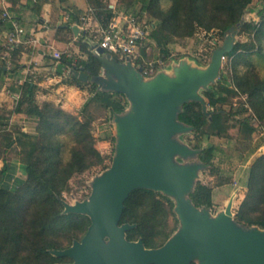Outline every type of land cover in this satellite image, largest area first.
Returning a JSON list of instances; mask_svg holds the SVG:
<instances>
[{
	"label": "trees",
	"instance_id": "1",
	"mask_svg": "<svg viewBox=\"0 0 264 264\" xmlns=\"http://www.w3.org/2000/svg\"><path fill=\"white\" fill-rule=\"evenodd\" d=\"M92 1L86 0L91 11L86 14L88 20L83 38L94 32V28L106 27L112 17L107 7L104 15L96 11L91 5ZM134 2L141 3L138 11L148 14L157 22L159 30L168 40L191 38L199 29L205 33L216 32L224 42L229 31H235L233 48L226 55L231 59L235 89L229 88L226 83L222 84L221 79H218L215 85L202 91L204 105L212 110L205 113L201 103L190 101L181 106L177 115L179 123L191 128V134L205 144L213 137H220L229 128L230 114L216 107L227 102L224 94L238 92L248 97L254 116L264 127V77L259 78L256 73L248 70L239 71L247 56L242 53L245 44L236 42L238 28L250 29L253 31V41L257 43V56L262 53L264 13H260L261 19L253 27L243 19L252 0H169L166 8L162 7L163 0H130L128 10L133 8L131 6ZM65 15L70 18L66 26L60 28L66 27L72 33L71 25L84 14L67 11ZM0 24L5 26L6 31L7 25L2 22ZM154 30L150 38L156 40L157 33ZM162 45L159 42V46ZM79 48L83 58L63 55L57 62L63 64L67 71L75 68L88 75V82H81L68 72L59 75L56 65L52 66L51 72L60 77L63 84L80 90L90 87L89 98L81 108L82 113L87 111L90 104L100 103L110 114H122L125 110L123 96L102 92L90 81L100 75L101 62L95 56L89 40L79 42ZM3 62L0 61V82L6 72ZM37 91L36 85L25 82L13 111L35 122L34 131L26 132L15 127V131L7 135L6 148L13 146L17 149L25 178L15 177V167L3 160L0 168V264L70 263L69 258L56 257L52 252L66 250L73 242H80L91 221L86 215L65 214L61 197L74 175L83 174L95 167L106 168L105 158L95 147L91 122L82 120L81 113L76 116L66 113L51 101H38ZM9 121L10 117L6 119L0 116V126L6 127ZM240 127L247 135L254 132L246 121L241 122ZM194 148L200 149L197 145ZM214 150L212 146L204 147L199 156L202 160H212ZM211 194L210 187L197 182L189 198L195 208L210 209ZM174 207V202L168 196L147 189L132 191L124 202L119 223L133 226L125 233V239L129 242L141 241L146 249L162 247L177 230L179 220ZM233 220L245 230L258 228L264 231V154L257 157L250 166L246 193Z\"/></svg>",
	"mask_w": 264,
	"mask_h": 264
},
{
	"label": "water",
	"instance_id": "2",
	"mask_svg": "<svg viewBox=\"0 0 264 264\" xmlns=\"http://www.w3.org/2000/svg\"><path fill=\"white\" fill-rule=\"evenodd\" d=\"M73 32L77 34L76 26ZM234 40L235 31L230 30L204 70L184 63L172 75L161 72L148 80L128 60L122 63L96 49L105 77L99 75L90 81L101 90L124 95L132 105V113L115 118L116 155L110 169L95 181L90 198L73 206L64 205L65 214L86 215L91 224L80 242L52 252L71 260L63 264H190L192 257H199L203 264H264V234L245 230L234 222L232 200L215 220L191 201H181L176 212L184 225L183 232L158 249H146L141 241H127L125 233L133 226L119 225L124 202L134 190L168 195L191 190L201 166L178 167L171 162L176 155L196 153L172 140L174 135L191 130L177 121V115L190 101L201 103L206 113L199 92L216 81L222 57L231 52ZM64 70L65 66L58 63L56 72L63 75ZM68 74L81 82L89 81L88 75L75 68Z\"/></svg>",
	"mask_w": 264,
	"mask_h": 264
},
{
	"label": "rangeland",
	"instance_id": "3",
	"mask_svg": "<svg viewBox=\"0 0 264 264\" xmlns=\"http://www.w3.org/2000/svg\"><path fill=\"white\" fill-rule=\"evenodd\" d=\"M97 1L98 3L96 0L92 1L91 5L95 7L96 11L102 13V15L105 14V7H108V5L116 4L117 8L122 11L134 10L137 12L141 8L140 2H134L131 6L133 8L128 10L130 0ZM168 5L169 0H163L162 7L166 8ZM261 12L264 13V0H252L243 19L253 27L260 21ZM143 20L148 24H155L156 28L154 31L157 33L155 35L156 40H149V45H151V47L149 46L150 49H148L145 56L150 60L163 58L167 64V68H169L166 72L168 75H172L173 70L184 63L189 64L192 68L204 70L211 62L213 50L217 47L220 48L224 43L223 39L216 32L205 33L199 29L191 38L168 40L163 36L161 30H159L157 22L152 20L148 14L145 13ZM99 28H102V26L94 28V30L97 31ZM95 31L88 35V40L91 44L96 43L99 39V34ZM237 31L236 42L245 44V47L242 48V53L247 56L242 61L239 71L245 72L248 70L256 73L259 78L264 77V44L261 46V55L257 56L256 53L258 49L256 46L257 43L253 41V31L245 28H238ZM152 33L153 30L151 31V34ZM158 41L164 45L159 46ZM161 49L165 51L163 52ZM230 60V57L225 56V59L220 65L216 81L221 79L222 84L226 83L229 85V88L234 90ZM3 63L5 64V62ZM216 81L210 84V86L215 85ZM88 90H90V87L87 86L85 91L88 92ZM98 90L106 93H115L101 90L99 88ZM202 91L204 90L199 92L201 97ZM122 96V102L125 103V110L122 114L118 115L110 114L100 103L90 104L87 111L82 113L81 108L84 104L79 108L74 109V111L68 112L62 109L61 103H57L56 101L53 102L55 106H59V108L66 113L75 116L81 113L83 116L82 120L91 122V130L95 138V147L105 158L104 166L106 167H95L83 174L74 175L61 197L63 205L73 206L77 203L87 201L93 192L95 181L101 178L103 174L110 169L116 155L117 147L115 118L123 117L132 113L131 103L124 95ZM115 97L118 98L117 96ZM223 97L227 102L224 105H218L216 107L217 109H224L230 114V121L228 122L229 128L226 132H222L223 135L211 138L206 144L195 138L190 131L178 133L173 136L172 140L186 146L189 150L196 151V153L188 157L176 155L171 160L172 164L178 167L200 165L201 168L192 180L191 190L189 192L183 193L182 195H168L163 192H157L161 195L168 196L175 204L174 212L176 213L179 223L177 230L172 237L181 234L184 229L180 215L176 212V207L181 201L190 202L189 195L194 190L197 182L212 189V207L210 209H198L200 212L207 211L209 219L215 220L220 214L224 213L228 203L232 200V213L234 216L246 193L250 166L257 157L264 154V127L254 116L249 105L248 97L238 92H235V94H224ZM15 106L16 104L8 109L7 104L0 105V116L5 117L6 119L7 117H10L9 124L6 125V127L0 126V168L2 167L4 160L6 163L15 167V177L24 179L25 174L20 166L21 164L19 162L17 149L13 146L6 148L8 145L7 135L14 132L16 128H22L23 131L26 132H33L36 125L35 122L27 119L24 115L13 113ZM211 110L212 108L206 106V111ZM244 121L254 129V132L251 135H247V133H244L241 130L240 123ZM194 145L199 146L200 149H195ZM210 146L215 148L212 160H202L199 156L200 150L204 147ZM252 229L264 234V231L261 229ZM203 263L204 261L199 257H192L190 261V264Z\"/></svg>",
	"mask_w": 264,
	"mask_h": 264
},
{
	"label": "crops",
	"instance_id": "4",
	"mask_svg": "<svg viewBox=\"0 0 264 264\" xmlns=\"http://www.w3.org/2000/svg\"><path fill=\"white\" fill-rule=\"evenodd\" d=\"M5 5L23 25L26 37L22 45L7 54L6 72L0 82V105L7 104V108H11L17 103L23 84L32 82L38 87V101H56L68 112L79 108L86 102L88 92L61 83V78L54 75L51 69L53 65L58 64L53 57L54 52L66 57H84L79 48V42L88 41V37L83 38L84 30L78 28L75 34L74 24L71 25L72 33L66 27L65 29L60 27L66 26L65 12L85 14L88 10L86 1L7 0ZM2 7L0 3V9ZM4 43L5 26L0 24V61L4 52ZM149 46L151 47L148 42L147 52ZM66 72L68 71L65 69L64 74ZM100 76H104L103 69L100 71Z\"/></svg>",
	"mask_w": 264,
	"mask_h": 264
},
{
	"label": "built area",
	"instance_id": "5",
	"mask_svg": "<svg viewBox=\"0 0 264 264\" xmlns=\"http://www.w3.org/2000/svg\"><path fill=\"white\" fill-rule=\"evenodd\" d=\"M7 0H0L3 7L0 9V22L7 25L5 31L4 52L1 55V60L7 65V54L15 51L24 43L26 31L21 22L10 13L5 5ZM112 17L106 27L99 28L97 33L99 39L96 43L91 44L93 51L102 49L106 54H110L115 59L122 63L128 60L131 65L137 70L144 80L155 77L158 73L167 71V64L163 58L147 59V43L150 40L151 31L154 30V24H148L144 21V12H126L117 8L116 4L108 5L107 7ZM91 10L80 15L79 20L74 24L80 30H84ZM69 15H65V21H68ZM63 54L54 52L53 57L57 61L61 59ZM224 55L222 61L225 59Z\"/></svg>",
	"mask_w": 264,
	"mask_h": 264
}]
</instances>
